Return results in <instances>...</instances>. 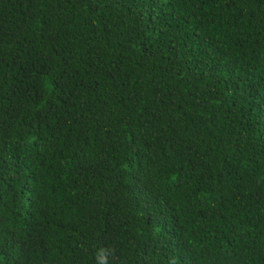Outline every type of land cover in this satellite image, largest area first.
Wrapping results in <instances>:
<instances>
[{"label":"trees","instance_id":"trees-1","mask_svg":"<svg viewBox=\"0 0 264 264\" xmlns=\"http://www.w3.org/2000/svg\"><path fill=\"white\" fill-rule=\"evenodd\" d=\"M0 264H264V0H0Z\"/></svg>","mask_w":264,"mask_h":264}]
</instances>
